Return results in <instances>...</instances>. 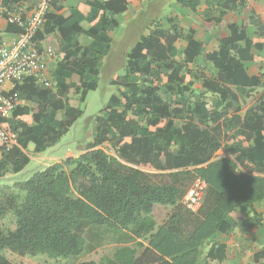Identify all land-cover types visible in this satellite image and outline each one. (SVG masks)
I'll use <instances>...</instances> for the list:
<instances>
[{
	"label": "trees",
	"instance_id": "16d2710c",
	"mask_svg": "<svg viewBox=\"0 0 264 264\" xmlns=\"http://www.w3.org/2000/svg\"><path fill=\"white\" fill-rule=\"evenodd\" d=\"M132 1H107L86 15L77 10L46 14L48 28L35 42L41 51L48 36L61 34L56 90L43 89L33 79L14 89L22 104L2 125L18 146L0 153V180L25 170L30 144L39 153L55 147L83 116L81 105L98 89V64L109 55L110 33L119 26L105 22L106 12L124 13ZM178 2L196 9L201 0ZM243 4L207 0L205 15L222 17ZM82 20L91 24L88 30ZM167 22V29L160 22L153 25L128 54L124 74L114 76L116 92L94 118L84 153L25 181L0 184V264H37L30 257L38 255L78 257L86 251V232L97 228L124 236L125 245L105 264H199L203 257L205 264H219L221 247L205 254L217 232L258 226L248 215L264 201V93L241 120L233 86H262L259 78L247 76L241 59H255L250 49L261 45L254 39L264 38V24L251 13L250 24L260 29L253 38L246 35L249 23L232 24L219 49L208 52L193 30L176 18ZM79 36L92 43L83 46ZM178 41L187 43L184 51ZM236 49L241 59L233 54ZM200 53L218 70L215 79H203L205 92L218 96L210 103L193 89L200 75L188 69ZM197 180L207 188L193 212L185 197ZM157 206L172 208L160 226L153 216Z\"/></svg>",
	"mask_w": 264,
	"mask_h": 264
},
{
	"label": "crops",
	"instance_id": "0c3cea01",
	"mask_svg": "<svg viewBox=\"0 0 264 264\" xmlns=\"http://www.w3.org/2000/svg\"><path fill=\"white\" fill-rule=\"evenodd\" d=\"M107 1L111 0H54L56 4H53L49 13L63 15L65 13H70V10H77L86 15L91 7H102ZM148 1L150 0H133L128 4L127 10L124 13H113L111 11H107L105 22L115 20L118 22L119 28L121 25L118 18L119 16L128 14L126 22L133 20L138 14L141 13ZM244 1L245 5L243 4L238 8L226 11L222 17H220V14L218 13L207 17L205 15V11L208 8L207 0H201L199 6L196 9H193L191 6H187L186 4H180L178 0H175V5L177 4L180 9L174 7V10H172L166 16L156 17V19H154L153 22L149 24L150 26L147 27V31L136 43H138L143 37L149 35L153 25L156 22L164 24L165 29L169 28L167 21L171 18H176L179 21L180 26L193 30L195 41L201 43L208 52L217 51L219 49L221 41L230 36L228 27L232 24L243 26L244 24L249 23L246 29V35L251 39L254 37L255 33L260 31L257 26L250 24L251 13H254L256 17L259 18V20L264 24V0ZM61 4L62 8L58 9L57 5ZM16 6H19L20 8L25 7L26 0H20L10 4L4 0H0V8H8L11 10ZM45 19L46 21L42 31H40L41 33H45L48 28L47 17H45ZM81 27L85 30H88L91 27V24L88 20H82ZM18 30L19 29L17 28L16 31H11L10 24L6 21L5 17L0 14V40L13 39ZM111 35L112 33H110V37L112 38ZM60 40L61 34L56 32L55 35L48 36L47 39L40 45L41 52H47L50 50L55 53V57L47 58L45 69V73L48 79L54 83V87L57 86V83L54 80V74L59 68L63 58ZM77 40H79L83 46H89L92 43V39H83L82 36H79ZM254 41L255 43L261 44L256 47L253 46L250 49L251 54L255 58L254 60L249 61L241 59V53L238 52V49L234 50L233 54L236 56V58L241 59V64L247 76L259 78L261 80L262 86L251 89L242 87L240 85H227L228 88L233 86V90L239 97L238 107H240V112H238L236 116L241 120L244 119L249 107L257 100H260L264 93V43H262L264 42V38H256ZM176 46L179 51H184L187 47V43L184 41H178ZM205 55V53L198 54L194 61L188 63V69L191 72L200 75V80L193 82L195 83L193 89H195L196 93L202 94L201 98H204L206 95H211V100L204 98L206 102L210 103L217 99L218 96L210 92H205L203 88V79H215L218 75V70L211 62L206 60ZM27 80L28 79L18 81L17 86L23 85ZM52 90H54V88ZM32 145L33 144H30L29 147ZM25 153L28 155L26 151ZM28 156L30 158V155ZM254 175L262 176L261 174ZM248 217L258 221V226L248 231L247 229L243 230L241 227H234L229 230L227 228H223L222 231L217 232L207 243L205 254L211 249L218 250L221 247L222 252L219 254L223 257V260L219 264H264V201L255 204ZM204 259L205 257H203L199 264H205Z\"/></svg>",
	"mask_w": 264,
	"mask_h": 264
},
{
	"label": "rangeland",
	"instance_id": "374dc122",
	"mask_svg": "<svg viewBox=\"0 0 264 264\" xmlns=\"http://www.w3.org/2000/svg\"><path fill=\"white\" fill-rule=\"evenodd\" d=\"M175 5V0H150L145 4L144 9L133 20L126 22L128 14L119 16L120 27L112 33L111 51L108 56L101 59L98 64L100 73L99 86L95 92H90L85 104L81 105L83 116L70 129L60 142L44 153L36 152L34 145L26 150L30 155L31 162L26 169L18 174H5L0 180V184L13 185L24 181L32 176L33 173L44 168L61 162L69 157H77L84 153L87 144L90 142L93 133V120L100 111L109 103L110 97L116 92V88L111 82L114 76L124 74L128 54L140 37L147 31L150 23L156 17H162L169 14ZM56 90V87H54ZM211 95L204 98L211 100ZM76 106H79L78 104ZM108 151V147H106ZM150 172L156 173L154 170ZM171 207L157 206L153 216L158 226L162 225L168 218ZM87 247L84 254L68 259H50L46 255L30 257L32 262L37 264H78L83 261H95L98 264H105L111 259L115 251L124 246V236L111 232L105 228L88 230L85 235ZM130 246H134L133 244ZM141 252V250H139Z\"/></svg>",
	"mask_w": 264,
	"mask_h": 264
},
{
	"label": "built area",
	"instance_id": "2783aa9c",
	"mask_svg": "<svg viewBox=\"0 0 264 264\" xmlns=\"http://www.w3.org/2000/svg\"><path fill=\"white\" fill-rule=\"evenodd\" d=\"M52 2L53 0H26V6L22 8H0V14L6 21L19 29L13 39L0 40V153L18 146L17 140L2 125V120L11 119L15 109L21 105L19 96L11 94L17 87V82L33 79L37 86L54 88L45 69L47 58L55 57V53L50 50L41 52L35 42L37 33L43 29L46 14L52 8ZM206 188L207 185L202 180H197L192 185L185 197L188 209L196 212L200 208Z\"/></svg>",
	"mask_w": 264,
	"mask_h": 264
}]
</instances>
